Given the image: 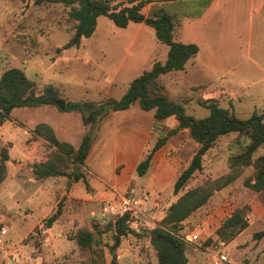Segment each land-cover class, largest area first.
Wrapping results in <instances>:
<instances>
[{
	"label": "rangeland",
	"instance_id": "rangeland-1",
	"mask_svg": "<svg viewBox=\"0 0 264 264\" xmlns=\"http://www.w3.org/2000/svg\"><path fill=\"white\" fill-rule=\"evenodd\" d=\"M109 4L112 10L129 5L125 0ZM254 4L256 0H224L216 13L204 20L183 18L175 29L176 41L195 42L199 52L182 70L161 74L156 82L187 114L206 116L208 100L241 118L264 110V9L261 18L252 16ZM71 7L63 2L0 0V75L11 67L22 68L37 93L50 84L59 91L63 108L74 104L70 110L54 105L61 116L15 109L0 127V150L8 154L0 183V223L7 232L0 264H111L110 249L117 264H158L149 230L190 190L207 198L177 228L185 241L187 264H212L211 256L221 253L226 261L218 264H264V236H254L264 230V188L256 191L248 185L254 181L253 165H232L247 138L235 132L221 136L202 156L201 170L177 193L174 181L198 148L186 128L155 151L145 174L138 175L136 165L124 168L122 162L132 157L138 164L156 140L178 124L173 116L156 119L153 110H143L138 103L127 110L111 105L133 78L154 62L165 61L168 46L148 25L132 22L122 28L101 15L91 36L63 48L77 23L69 16ZM147 9L142 11L146 14ZM100 106L95 121L84 124L83 117ZM42 118L61 141L80 144L85 133L90 135L80 167L87 186L67 175L35 176L34 168L47 160L66 172L74 167L71 160L60 161L46 135H32ZM263 151L264 143L252 158ZM57 209V218L48 225ZM236 211L247 226L228 237L231 229L223 223ZM124 212H129L127 231L116 243L114 221ZM87 230L92 243L77 244L75 236ZM191 234L197 237L189 239Z\"/></svg>",
	"mask_w": 264,
	"mask_h": 264
},
{
	"label": "trees",
	"instance_id": "trees-1",
	"mask_svg": "<svg viewBox=\"0 0 264 264\" xmlns=\"http://www.w3.org/2000/svg\"><path fill=\"white\" fill-rule=\"evenodd\" d=\"M112 0H34L35 4L63 2L71 5L69 16L77 21L75 30L69 41L63 48L78 46L82 38L93 34L97 18L101 15L108 17L116 26L125 28L129 22H137L148 25L154 29L156 38L168 46L167 57L164 62L156 61L152 67L133 78L126 92L118 99L111 101L113 110H124L132 104L138 103L143 110H153L156 119H166L173 116L178 124L165 136L158 138L152 149L136 165L138 175L145 174L153 154L161 148L167 138L181 128H186L189 135L198 143V148L188 165L181 171L173 184V191L177 193L191 176L202 168V156L212 147L221 136L235 132L243 134L247 138L244 149L232 159V165H253L255 170L254 181L248 185L259 191L264 188V151L255 159L253 153L264 143V110L252 112L248 117H238L232 109L221 107L215 100H208L206 108L208 113L201 118H195L187 114L184 107L166 97L161 92V86L156 79L166 72L182 70L188 60L194 58L199 47L194 42L183 43L174 39V32L181 24L183 18H196L201 16L212 0H125L129 5L110 8ZM76 5V6H74ZM148 5L146 14L142 11ZM59 91L52 85H48L42 92L35 91V83L24 70L11 67L3 71L0 76V124L11 118L14 108L39 107L42 105H57L59 110L73 109L74 104L58 105ZM106 107V106H105ZM98 109L83 117L84 124L93 123ZM32 135H46L49 142L57 149V154L62 160H71L74 164L71 172L60 168L56 161H45L34 168L37 178L67 175L75 181L82 180L87 186L84 173L80 170L84 166L85 159L91 145V137L85 133L77 148L69 142L59 140L52 128L38 122L32 129ZM8 154L0 150V183L6 173V161ZM195 191L190 190L170 204L167 215L160 225L149 230L150 243L156 252L158 264H187L185 255V241L177 228L185 217L207 198L206 195L194 196ZM59 209L48 218L50 225L57 218ZM129 212H124L114 221V242H118L120 236L127 231ZM168 225V227H167ZM111 226V225H110ZM223 226L230 228L229 236L241 231L247 226L246 220L239 212H234L224 220ZM0 223V228H1ZM256 238L264 236V230L254 233ZM75 240L81 246H89L92 241L90 231H80ZM112 248V247H111ZM111 264H117L112 249Z\"/></svg>",
	"mask_w": 264,
	"mask_h": 264
},
{
	"label": "crops",
	"instance_id": "crops-1",
	"mask_svg": "<svg viewBox=\"0 0 264 264\" xmlns=\"http://www.w3.org/2000/svg\"><path fill=\"white\" fill-rule=\"evenodd\" d=\"M224 2V0H212L211 2H210V4L208 5V7L206 8V10L201 14V16H199V17H196V18H194V19H198V20H204L205 18H207V16H209L210 14H214V13H216L218 10H219V8H220V5H221V3H223ZM264 5V3L261 1V0H256V4H254L252 7H251V15L253 16H256L257 18H261V15H262V13H263V6ZM231 22H234V20L233 21H231ZM130 23H132V22H129L128 23V25L130 24ZM127 25V26H128ZM186 25H184V27H185ZM195 43V42H194ZM197 44V43H196ZM166 45V44H165ZM198 45V44H197ZM167 46V45H166ZM199 47V46H198ZM199 52V51H198ZM17 68H19V67H17ZM20 69H22V68H20ZM23 70V69H22ZM27 75V74H26ZM1 76V75H0ZM135 104V103H134ZM134 104H132V105H134ZM131 105V106H132ZM42 106H45V107H42ZM42 106H39V107H21V108H14L13 110H15V109H22V108H27V109H30V110H32V112H31V114L33 115V114H37V112H39V111H43V110H47V111H49L50 113H53V114H56L57 116L58 115H60L61 116V113H58L56 110H54V108H53V106L54 105H50V104H48V105H42ZM130 106V107H131ZM42 107V108H41ZM129 107V108H130ZM129 108H127V109H129ZM127 109H124V110H127ZM13 110H12V112H13ZM12 112H11V114H12ZM45 118H49V117H45ZM49 119H51L52 121H54L53 120V118H49ZM6 120H10V119H6ZM6 120H4L1 124H0V127L4 124V122L6 121ZM46 120V119H45ZM43 118L42 119H40V122H44V123H46V124H48L51 128H52V130L54 131V129H53V127L47 122V121H45ZM33 121V120H32ZM39 122V121H38ZM38 122H36V123H38ZM55 122V121H54ZM54 133H55V131H54ZM55 135H56V133H55ZM56 137L58 138V136L56 135ZM142 141V145H143V148L145 149V144H144V138L141 140ZM69 142V141H68ZM71 143V142H70ZM72 144V143H71ZM75 148H77L78 146H79V143L78 144H72ZM143 154V153H142ZM121 164H123L124 165V168H126V167H128L129 169H131V168H133V165H137V163H136V161L131 157V158H129V159H127L126 161H124V162H122ZM121 164H119V165H121ZM115 165H117V164H115Z\"/></svg>",
	"mask_w": 264,
	"mask_h": 264
},
{
	"label": "built area",
	"instance_id": "built-area-1",
	"mask_svg": "<svg viewBox=\"0 0 264 264\" xmlns=\"http://www.w3.org/2000/svg\"><path fill=\"white\" fill-rule=\"evenodd\" d=\"M6 233H7L6 228L2 226L0 228V245L4 243ZM196 237H197L196 234H191L189 236V239H195ZM211 258H212V264H218L226 261V255H224L223 253L219 255H212Z\"/></svg>",
	"mask_w": 264,
	"mask_h": 264
},
{
	"label": "water",
	"instance_id": "water-1",
	"mask_svg": "<svg viewBox=\"0 0 264 264\" xmlns=\"http://www.w3.org/2000/svg\"><path fill=\"white\" fill-rule=\"evenodd\" d=\"M57 103H58V105H59L60 107H63V106H64V103H62V102H60V101H58Z\"/></svg>",
	"mask_w": 264,
	"mask_h": 264
}]
</instances>
